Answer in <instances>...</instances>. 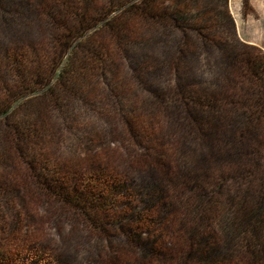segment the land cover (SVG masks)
Wrapping results in <instances>:
<instances>
[{"label":"trees","instance_id":"1","mask_svg":"<svg viewBox=\"0 0 264 264\" xmlns=\"http://www.w3.org/2000/svg\"><path fill=\"white\" fill-rule=\"evenodd\" d=\"M184 1L177 6L169 0H0V30L5 42H12H0V119L9 121L23 106L32 105L33 111L37 103L58 115L67 113L70 104L65 101L85 102L99 77L121 115L128 88L115 75L122 67L120 53L128 56L125 51L138 43L143 26H172L184 46L191 34L203 47H227L222 29L234 31V26L226 0L224 10L203 7L206 0ZM33 16L49 32L45 41L19 37L31 22L21 19ZM12 27L20 30L14 34ZM175 45V58L183 60L186 49ZM228 60L232 75L219 93L192 91L186 97L193 111L207 108L205 120L196 122L199 130L206 127L212 135V147L224 136L226 145L242 148L239 158L233 161L230 151L219 148L221 156L213 150L208 157L176 167L178 154L153 149V156L145 154L157 169L134 192H121L123 178L101 166L85 171L42 155L46 137L53 139L45 118L4 124L43 192L110 247L116 243L134 250L139 256L134 264H264V135L252 140L264 121V53L241 45L231 50ZM218 111L220 117L214 118ZM130 113L128 132L139 148L150 150L153 138L139 136L134 128L138 121L132 109ZM229 126L234 129L225 130ZM2 240L0 264H62L48 247L22 246L17 236L12 237L15 242Z\"/></svg>","mask_w":264,"mask_h":264},{"label":"rangeland","instance_id":"2","mask_svg":"<svg viewBox=\"0 0 264 264\" xmlns=\"http://www.w3.org/2000/svg\"><path fill=\"white\" fill-rule=\"evenodd\" d=\"M172 2L177 6L185 3L184 0H169V3ZM243 2L226 0L225 8L234 31L229 27L222 29L221 38L227 44L224 49L222 45L221 49L203 47L191 34L188 35L190 43L187 41L184 46L178 38L179 30L172 26L166 29L143 26L137 37L138 43L126 49L128 56L124 57L122 50L120 53L123 54L119 60L122 67L119 65L115 75L121 77L123 85L128 88V93L122 99L121 115L113 101L109 100L105 79L99 77L94 80L97 83L94 94L90 93L85 102L76 104L77 100L74 99L65 101L70 104L67 113L60 111L58 115L49 106L37 103L33 111L32 105L23 106L9 121L0 119V227L5 230L0 231L2 241L15 242L12 237L17 236L21 238L19 243L22 246L30 243L48 247L49 251L57 254L62 264L137 262L139 256L134 250L118 247L116 243L110 247L102 236L89 230L72 212L43 192L30 176L14 140H11L9 125L4 123L14 125L19 119L32 123L40 116L45 118L54 136L52 140L46 137L42 155L56 163L68 161L71 168L85 171L101 166L123 178L125 185L120 191L124 193L134 192L155 173V163L145 154L149 152L153 156V149H159L164 154H178L181 159L180 162L179 159L173 162L176 167L208 157L213 150L215 156H221L217 153L219 148L230 151L229 158L233 161L238 159L242 148L226 145L224 136L219 135L221 139L212 147L209 143L212 135L207 133L206 127L204 132L199 130L196 122L205 120L207 108L193 111L186 95L192 91L202 95L219 93L232 75L228 60L231 50L237 51L241 45H247L264 53V0H246V6ZM203 7L224 10L222 0H206ZM24 19H21L24 23L31 22L25 23L28 28L26 33L19 34L21 40L45 41L49 32L38 25L34 16ZM12 28L14 34L20 30ZM5 40L4 32L0 30L1 44L12 43ZM175 44L186 49L183 60L175 58ZM139 67H143L139 75L132 76V72L135 74L133 70ZM116 80L120 81L118 78ZM182 87L186 88L185 92H182ZM218 104L221 103L218 101ZM130 109L138 121L134 128L139 136L150 135L154 140L150 150L139 148L127 130L125 123L131 114ZM36 111L39 113L37 116ZM218 112L213 114L214 118L220 117L221 112ZM257 127V134L252 140L258 142L264 135V121ZM233 129V126H229L225 130ZM228 147H234L233 151ZM149 161L152 166L148 164ZM130 196L133 198V195ZM128 200L130 205L131 199Z\"/></svg>","mask_w":264,"mask_h":264}]
</instances>
